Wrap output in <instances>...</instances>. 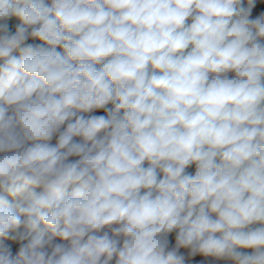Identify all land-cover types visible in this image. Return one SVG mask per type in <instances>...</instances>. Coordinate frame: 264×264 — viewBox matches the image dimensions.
Returning <instances> with one entry per match:
<instances>
[{
	"label": "clouds",
	"instance_id": "1",
	"mask_svg": "<svg viewBox=\"0 0 264 264\" xmlns=\"http://www.w3.org/2000/svg\"><path fill=\"white\" fill-rule=\"evenodd\" d=\"M0 264H264V0H0Z\"/></svg>",
	"mask_w": 264,
	"mask_h": 264
},
{
	"label": "crops",
	"instance_id": "2",
	"mask_svg": "<svg viewBox=\"0 0 264 264\" xmlns=\"http://www.w3.org/2000/svg\"><path fill=\"white\" fill-rule=\"evenodd\" d=\"M259 6V5H258ZM55 141H53V143H54ZM189 171L190 172H192V173H194V171H195V168H194V166H192L190 169H189Z\"/></svg>",
	"mask_w": 264,
	"mask_h": 264
},
{
	"label": "rangeland",
	"instance_id": "3",
	"mask_svg": "<svg viewBox=\"0 0 264 264\" xmlns=\"http://www.w3.org/2000/svg\"><path fill=\"white\" fill-rule=\"evenodd\" d=\"M13 23H15V21H13ZM38 42V41H37Z\"/></svg>",
	"mask_w": 264,
	"mask_h": 264
}]
</instances>
